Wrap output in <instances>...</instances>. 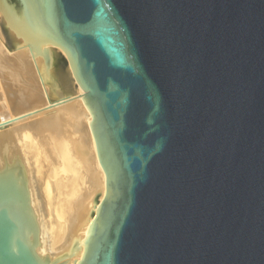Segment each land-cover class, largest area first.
<instances>
[{
	"label": "water",
	"instance_id": "obj_1",
	"mask_svg": "<svg viewBox=\"0 0 264 264\" xmlns=\"http://www.w3.org/2000/svg\"><path fill=\"white\" fill-rule=\"evenodd\" d=\"M64 49L106 191L77 264H264V0H0ZM18 157L0 170V264H64Z\"/></svg>",
	"mask_w": 264,
	"mask_h": 264
},
{
	"label": "bare ground",
	"instance_id": "obj_2",
	"mask_svg": "<svg viewBox=\"0 0 264 264\" xmlns=\"http://www.w3.org/2000/svg\"><path fill=\"white\" fill-rule=\"evenodd\" d=\"M51 64L8 25L0 9V170L18 157L39 226L36 253L50 261L82 257L86 233L106 191L86 105L64 49L51 44Z\"/></svg>",
	"mask_w": 264,
	"mask_h": 264
}]
</instances>
